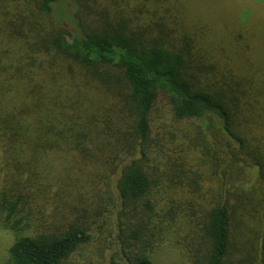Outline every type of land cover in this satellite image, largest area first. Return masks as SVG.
<instances>
[{
	"label": "trees",
	"instance_id": "1",
	"mask_svg": "<svg viewBox=\"0 0 264 264\" xmlns=\"http://www.w3.org/2000/svg\"><path fill=\"white\" fill-rule=\"evenodd\" d=\"M263 36L264 0H0L5 264H264Z\"/></svg>",
	"mask_w": 264,
	"mask_h": 264
},
{
	"label": "rangeland",
	"instance_id": "2",
	"mask_svg": "<svg viewBox=\"0 0 264 264\" xmlns=\"http://www.w3.org/2000/svg\"><path fill=\"white\" fill-rule=\"evenodd\" d=\"M244 13L245 11L241 13L240 16L242 17ZM261 39L264 43V36L261 37ZM260 45L261 47H264L262 43ZM261 57H263V55H261ZM256 70L257 68L255 69L253 67H248L247 69H245V73L253 74L256 72ZM158 106L159 108H158L157 114H160L162 113L161 105L159 104ZM156 117L157 116L154 117L155 124L153 123V129H154L153 139L160 138V136H156L155 127L161 126L162 121L158 117H157L158 120H156ZM186 234H187V230L185 229V233L182 235V237H185ZM14 241H15V236L13 235V233L9 229H7L3 223H0V264L6 263V260L8 258L9 249L13 245ZM107 248H109V244H107ZM161 249L162 250H160L158 254L153 256L155 264H184L183 263L184 258L182 257V255L179 253L178 250L173 249L171 246H161ZM111 255L112 254H109L108 257L106 258V256L103 254L102 258L100 259H98V257L92 258L91 255H88V258H92V259L85 260L84 262H81L80 264H106L107 261L110 259ZM114 255H116V253H114Z\"/></svg>",
	"mask_w": 264,
	"mask_h": 264
}]
</instances>
